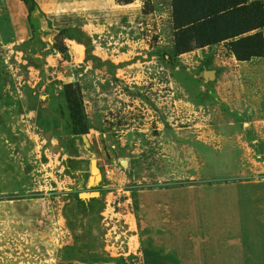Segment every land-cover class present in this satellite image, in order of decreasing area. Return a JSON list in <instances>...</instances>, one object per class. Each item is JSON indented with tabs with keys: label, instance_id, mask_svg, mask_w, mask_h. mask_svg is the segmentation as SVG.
I'll return each instance as SVG.
<instances>
[{
	"label": "rangeland",
	"instance_id": "rangeland-1",
	"mask_svg": "<svg viewBox=\"0 0 264 264\" xmlns=\"http://www.w3.org/2000/svg\"><path fill=\"white\" fill-rule=\"evenodd\" d=\"M38 1L0 0V264H139L138 201L182 203L168 216L181 236L187 219L264 236V45L241 60L233 45L264 38L245 30L259 18L219 10L233 0ZM214 6L215 26L178 34Z\"/></svg>",
	"mask_w": 264,
	"mask_h": 264
},
{
	"label": "crops",
	"instance_id": "crops-1",
	"mask_svg": "<svg viewBox=\"0 0 264 264\" xmlns=\"http://www.w3.org/2000/svg\"><path fill=\"white\" fill-rule=\"evenodd\" d=\"M53 1L56 3L55 0ZM38 2L40 3V0ZM58 2L57 5L61 9H66V6H73L76 9L82 5L108 6L110 4V0H58ZM116 6L118 8H112L116 13L112 16L119 17L125 10L122 8L123 4ZM136 203L132 207L131 236L137 237L138 251L133 250V253L138 254L141 261V263L138 262L139 264L264 263V236H215L212 228L206 229V225H203L204 229L202 228L201 233H188L189 230L198 226L194 224V220L190 219L186 220V225L182 228L188 234L181 236L182 231L177 233L180 229L171 227L172 220L168 219V216L170 211L175 210L174 205H182V203L150 201L147 211L142 202ZM239 229L243 232L244 227Z\"/></svg>",
	"mask_w": 264,
	"mask_h": 264
},
{
	"label": "trees",
	"instance_id": "trees-1",
	"mask_svg": "<svg viewBox=\"0 0 264 264\" xmlns=\"http://www.w3.org/2000/svg\"><path fill=\"white\" fill-rule=\"evenodd\" d=\"M248 0H233V3L235 4H241L242 6L240 8L237 9H233V8H229V9H221L219 8V10L221 12L223 11H228L227 13H241L242 10H251V12L255 15V17L259 18V21L256 20L255 23H253V26H249L247 28L246 24H241L239 25L241 27V29L237 30L236 32H234L232 35H237L238 33L242 32L243 28H245V30L249 29V28H261L264 26V10H263V4L261 3V1L258 0H253L250 1L248 4L249 5H244L245 2ZM214 1L211 0V4L214 5ZM214 11L212 13L215 12L216 7L214 6ZM219 11V12H220ZM210 10H206L202 11V13H209ZM218 12V13H219ZM196 16H190L188 17V22H187V26L186 27H182L179 28L178 30V34H183V35H190L193 34L195 32H199V29H203V28H207L210 29V26H215V23L218 21V16L217 13L215 12V16L212 19H207V21H204L202 17H200V10H198V14H195ZM179 20H176V22H178ZM220 21V20H219ZM180 29H183L180 31ZM244 31V30H243ZM232 33V32H231ZM179 37V35H178ZM191 39V38H189ZM189 39H187V41L189 42ZM195 39V38H194ZM212 40L211 38L209 39H205L204 41H200L199 39H195V43L200 44V43H206L207 41ZM259 42V45H258ZM233 43V42H232ZM179 44V40L176 37V45ZM233 45L234 47V52L236 54V57L238 59H247L251 56L254 55H260L262 53V49H263V45H264V38L262 36L261 33L259 32H254L253 34L238 38L237 40H234ZM189 46H185L184 49H188ZM65 97H66V103H67V109H68V116H69V120H70V125L72 127V131L75 132H84V113H83V109H82V105L80 102V99L77 98V96L70 92L67 91L65 89ZM97 200L94 199L92 201ZM78 201H80V206H86V204L88 203H84V201L78 199ZM77 201V202H78ZM90 203V202H89ZM109 259H111L112 257H108Z\"/></svg>",
	"mask_w": 264,
	"mask_h": 264
},
{
	"label": "water",
	"instance_id": "water-1",
	"mask_svg": "<svg viewBox=\"0 0 264 264\" xmlns=\"http://www.w3.org/2000/svg\"><path fill=\"white\" fill-rule=\"evenodd\" d=\"M120 162L122 164H124V165H126V163H127L125 159H121ZM90 165H91V174H92L90 176V180L92 181L94 179V175L93 174L95 172V161H94V159H91ZM96 194H98V192H96V191H89V192L81 191V192L78 193V196L80 198H87V197H92V196H94Z\"/></svg>",
	"mask_w": 264,
	"mask_h": 264
}]
</instances>
